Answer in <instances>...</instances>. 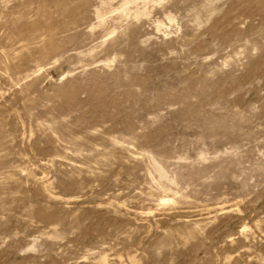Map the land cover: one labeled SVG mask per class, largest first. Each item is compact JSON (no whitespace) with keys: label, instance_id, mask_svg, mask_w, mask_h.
<instances>
[{"label":"rangeland","instance_id":"obj_1","mask_svg":"<svg viewBox=\"0 0 264 264\" xmlns=\"http://www.w3.org/2000/svg\"><path fill=\"white\" fill-rule=\"evenodd\" d=\"M0 264H264V0H0Z\"/></svg>","mask_w":264,"mask_h":264}]
</instances>
